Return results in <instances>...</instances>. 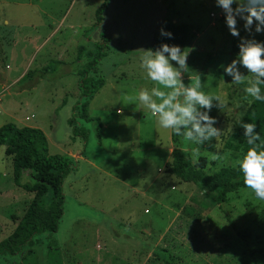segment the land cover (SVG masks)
Masks as SVG:
<instances>
[{
	"label": "rangeland",
	"instance_id": "374dc122",
	"mask_svg": "<svg viewBox=\"0 0 264 264\" xmlns=\"http://www.w3.org/2000/svg\"><path fill=\"white\" fill-rule=\"evenodd\" d=\"M103 1L0 0V126L40 128L48 153L68 155L72 165L63 179L64 212L57 231L34 236L15 255H0V264H163L152 253L155 247L168 249L175 264H264V230L256 220L264 200L242 187L217 204L166 169L174 148L186 150L208 173L239 166L243 153L224 143L251 102L244 89L256 77L237 63L235 71L244 80L233 83L225 68L237 58L240 37L248 38L245 45L264 42V32L256 33L253 25L249 36L237 17L239 37L231 35L215 0H110L97 23ZM166 21L188 25L182 51L188 54L187 68L170 60L181 72L178 79L187 87L200 78L198 90L211 97L210 110L197 108L215 118L211 126L219 134L202 143L191 123L179 126L180 136L160 127L159 116L139 100L142 89L157 104L173 91L141 67L144 50ZM103 38L106 55L97 70L104 83L86 106L87 116L100 120L98 135L95 121L79 118L83 97L70 69L79 50L92 49ZM52 60L67 68L59 66L35 85L20 87L28 69ZM179 91L173 103L183 104ZM73 113L86 138L73 135ZM188 131L194 140L183 138ZM193 149H199L194 157ZM4 150L0 145V241L33 196L13 182L11 156Z\"/></svg>",
	"mask_w": 264,
	"mask_h": 264
},
{
	"label": "trees",
	"instance_id": "16d2710c",
	"mask_svg": "<svg viewBox=\"0 0 264 264\" xmlns=\"http://www.w3.org/2000/svg\"><path fill=\"white\" fill-rule=\"evenodd\" d=\"M109 2L110 0H104L97 9V23L103 20L102 13L108 7ZM162 27L165 31L171 32L173 37L161 36L160 29ZM188 37L187 24L166 21L156 30L149 48L155 51L161 44L167 43L178 45L183 51L187 46ZM106 42L107 39L103 38V42L96 43L92 49L85 50L82 48L79 50L73 68L68 67L65 70L70 69L72 73L78 76V87L81 92L80 95L83 97L79 118L85 122L95 121L98 135L101 129L100 120L99 118L88 117L86 106L88 100L104 83V76L98 72L97 65L100 59L106 55ZM59 66L66 67L64 62L52 60L38 69H28L24 78L20 80L24 82L20 83V87L29 88L35 85L41 78H47L48 74L57 72ZM260 79L264 80V77H260ZM252 83L249 85L251 86ZM259 87L261 95H264V84L259 85ZM72 115L74 118L69 119V125L73 135H81L86 138V129L79 127L76 123L75 114ZM244 123L256 125L253 134L258 133L260 140L255 143L264 145V100H255L252 97L236 128L226 139L224 143L226 149L243 154L247 152L250 145H248L247 137H245V129L242 126ZM0 145H4L5 154L11 156L12 178L15 185L33 193L24 213L16 220L11 234L0 241V255H15L28 242H31L34 236L57 231L59 220L64 212L63 179L71 170L72 165L68 155L48 153L47 136L38 127L18 126L14 122H6L0 126ZM166 169L179 179L195 184L207 198L217 204L226 202L229 193L246 187L239 166H223L212 173H208L202 167L193 164L188 152L182 148L172 150V158L166 163ZM256 220L264 230V204L257 213ZM141 232L144 233V231ZM251 250L255 251L252 247ZM152 253L163 264H175L174 257L166 248L155 247ZM15 264L20 263L16 262Z\"/></svg>",
	"mask_w": 264,
	"mask_h": 264
},
{
	"label": "clouds",
	"instance_id": "9594fccd",
	"mask_svg": "<svg viewBox=\"0 0 264 264\" xmlns=\"http://www.w3.org/2000/svg\"><path fill=\"white\" fill-rule=\"evenodd\" d=\"M216 6L219 7L225 17V23L230 31V34L239 37V29L237 28V17L244 21V30L252 35V27L255 25V32H264V0H215ZM235 5V7H233ZM160 35L169 38L173 34L165 31L162 27ZM247 37H240L238 44L239 52L237 58L233 59L231 64L225 68V72L234 76L233 83H242L244 77H241L235 71L237 63L242 65L249 73L253 74L256 79L251 86L246 87L244 91L255 100H264V95H261L259 85L264 84V42L251 40L245 45ZM168 53V56H165ZM187 56L184 54L178 45H169L163 43L160 47L153 51L152 48L146 49L141 56V67L147 71V76L166 88H172L166 98L165 93L156 92L155 94L162 97V102L157 104L150 100L146 91L143 89L139 92V100L144 102L152 115L159 116V126L165 129H171L176 135L180 136V125L187 126L192 124V128L197 133L198 137L202 138L197 143H202L211 136H217L219 130L214 129L211 125L215 123L214 117H209L207 113L201 114L197 108L211 109V97L205 95L201 90L202 84L200 78H197L194 83L184 86L181 72L178 71L170 60L177 61L180 68H187ZM179 89H183L184 103H173L180 94ZM219 99V96L216 97ZM206 121L204 126H201L200 121ZM245 137L250 145L247 152L243 154V158L237 161L240 171L243 173L244 184L251 189L259 200H264V145L255 143L260 140L258 133H254L256 125L254 123H244ZM185 140H194L193 132L188 131L183 134ZM199 149H193V157Z\"/></svg>",
	"mask_w": 264,
	"mask_h": 264
},
{
	"label": "crops",
	"instance_id": "0c3cea01",
	"mask_svg": "<svg viewBox=\"0 0 264 264\" xmlns=\"http://www.w3.org/2000/svg\"><path fill=\"white\" fill-rule=\"evenodd\" d=\"M25 125V124H24ZM29 126V125H28ZM15 225V224H14Z\"/></svg>",
	"mask_w": 264,
	"mask_h": 264
}]
</instances>
